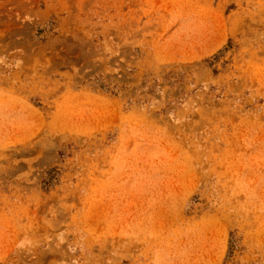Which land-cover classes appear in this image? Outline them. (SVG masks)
<instances>
[{"label":"rangeland","instance_id":"1","mask_svg":"<svg viewBox=\"0 0 264 264\" xmlns=\"http://www.w3.org/2000/svg\"><path fill=\"white\" fill-rule=\"evenodd\" d=\"M0 264H264V0H0Z\"/></svg>","mask_w":264,"mask_h":264}]
</instances>
